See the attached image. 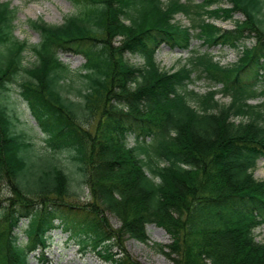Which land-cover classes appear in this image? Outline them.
I'll list each match as a JSON object with an SVG mask.
<instances>
[{"label":"trees","instance_id":"1","mask_svg":"<svg viewBox=\"0 0 264 264\" xmlns=\"http://www.w3.org/2000/svg\"><path fill=\"white\" fill-rule=\"evenodd\" d=\"M72 1L75 11L60 25L29 21L41 36L36 44L16 38V9L0 3V188L10 193L0 202V264H28L27 248L44 246L55 228L111 264H139L123 241L149 243V224L169 235L153 247L174 264H264V243L253 233L264 223V180L253 176L264 157V102H246L259 94L257 78L242 74L264 70V28L234 0L217 13L244 18L230 30L205 24L200 37L210 46L238 48L247 37L254 44L226 67L206 52L168 71L154 49L187 48L191 37L171 21V3ZM59 51L85 62L73 70ZM200 79L222 83L229 101L189 88ZM15 87L38 119L43 145L17 130ZM85 188L91 200L80 204Z\"/></svg>","mask_w":264,"mask_h":264},{"label":"rangeland","instance_id":"2","mask_svg":"<svg viewBox=\"0 0 264 264\" xmlns=\"http://www.w3.org/2000/svg\"><path fill=\"white\" fill-rule=\"evenodd\" d=\"M4 2H9L10 6L16 9V18L14 20L15 28L14 35L19 40H25L28 44H36L40 41L41 36L39 31L33 29L29 25L30 20H42L48 24H60L63 21V18L68 14H71L75 10V4L72 0H0ZM163 2H168L169 0H162ZM186 1V0H183ZM192 1V0H191ZM194 1V0H193ZM219 2H224L226 5L228 1L234 0H217ZM237 2V0H235ZM240 7L245 9L247 14L252 15V17L259 22L261 27L264 28V0H245L247 3H254V7L247 5L244 0H240ZM256 5L258 7H256ZM206 19L214 20V23L220 26L223 29L233 28L234 24L232 21L220 20L216 13L214 15L212 10H209L208 14L204 13ZM236 19H243L244 15L242 12H238L234 16ZM175 21H179L183 26L192 23L193 21L190 16L182 14H176L174 16ZM189 20V21H188ZM193 32L195 29L192 27ZM120 40V37L116 39L117 45ZM254 41H246V44L253 45ZM245 44V43H244ZM191 46L195 49L203 51L208 50L215 54V60H218L222 66H229L237 60V57L240 54L235 49L228 47H213L206 48L202 45L201 40L197 39V36H194L191 41ZM241 49V48H240ZM25 62L31 63L34 61V54L28 49L25 53ZM187 55V50H181L178 48H170L168 45H161L155 52V61L158 65L164 70H173L180 66L184 62V58ZM224 55V56H221ZM125 56L133 63H142L141 59L134 55L125 54ZM218 56V57H216ZM60 59L62 62L68 64L70 68L76 69L79 68L83 62L84 58L81 55L66 53L61 54ZM199 85L195 86V90L198 92H204L207 90V80H200ZM193 86V87H194ZM221 102H228V97H223L220 95L216 96ZM13 104L16 112L20 115V118L24 124L27 125V128L32 130L31 134L34 141L38 144L43 145L42 143V134L39 132L37 127H34V122H37L38 119L32 111L27 110V105L23 102L16 92L13 93ZM32 118V120L29 117ZM96 120L90 124L91 129H94V123ZM21 127H23L21 125ZM25 128V126H24ZM26 129V128H25ZM29 131V130H28ZM41 137V138H40ZM132 144V141L130 142ZM62 158L64 162L68 164L66 155H63ZM67 159V160H66ZM71 168H73L71 166ZM254 177L256 179H264V160H259L257 166L254 170ZM9 190L7 186H2L0 188V202L4 203V199L9 196ZM89 190L85 188L84 194L77 198V202L80 204L88 203L90 201ZM108 219V223L111 228L116 229L119 227L120 222L118 219L109 213L105 214ZM26 224L27 221H24ZM22 224V223H21ZM25 226V225H24ZM147 234L149 238V243H142L136 239L127 238L123 241V248L125 252L128 253V256L138 262L139 264H174L169 258L163 254L156 251L153 247L154 243H168L170 241L169 235L160 227H157L154 224L147 225ZM254 234L257 240L264 242V225H261L254 229ZM18 235L20 240L24 242L25 234L24 229L18 230ZM52 241L46 242V247L40 248L36 246L29 253V262L28 264H111L109 261L103 259L97 251L92 250L91 248L87 251L81 253L78 251L77 246L72 241L66 242L67 233L60 230L50 232ZM24 245V243H23ZM43 254V256L41 255Z\"/></svg>","mask_w":264,"mask_h":264}]
</instances>
